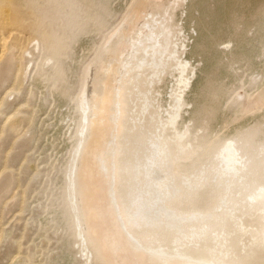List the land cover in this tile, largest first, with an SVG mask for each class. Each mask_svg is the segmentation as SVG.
Segmentation results:
<instances>
[{
  "label": "rangeland",
  "instance_id": "obj_1",
  "mask_svg": "<svg viewBox=\"0 0 264 264\" xmlns=\"http://www.w3.org/2000/svg\"><path fill=\"white\" fill-rule=\"evenodd\" d=\"M137 1L0 0V264H108L93 246L86 261L68 194L83 126L76 101L84 69ZM155 1L148 7L161 16L175 2ZM192 4L186 12L178 4L172 27L201 62L185 117L193 115L187 126L194 131L203 125L200 116L210 120L195 135L196 168L208 169L223 143L236 138L250 169L245 179L256 185L264 180V0ZM170 87L161 89L155 108H168ZM213 187L189 206L212 207L217 196L206 192ZM259 217L246 220L264 232Z\"/></svg>",
  "mask_w": 264,
  "mask_h": 264
},
{
  "label": "bare ground",
  "instance_id": "obj_2",
  "mask_svg": "<svg viewBox=\"0 0 264 264\" xmlns=\"http://www.w3.org/2000/svg\"><path fill=\"white\" fill-rule=\"evenodd\" d=\"M148 1L133 7L83 71L76 101L83 126L68 181L79 248L88 261L95 247L108 264H264V232L246 220L264 217V180L245 179L239 139L223 143L208 169L196 168L195 135L210 120L200 116L194 131L187 126L193 115L185 117L201 62L172 27L178 4L186 12L192 0H175L162 16ZM170 85L168 108H155ZM212 184L206 193L215 204L190 207Z\"/></svg>",
  "mask_w": 264,
  "mask_h": 264
}]
</instances>
